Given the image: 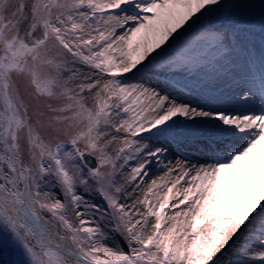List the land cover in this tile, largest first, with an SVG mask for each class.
<instances>
[{"label": "snow or ice", "instance_id": "obj_1", "mask_svg": "<svg viewBox=\"0 0 264 264\" xmlns=\"http://www.w3.org/2000/svg\"><path fill=\"white\" fill-rule=\"evenodd\" d=\"M0 233L15 264H264V0H0Z\"/></svg>", "mask_w": 264, "mask_h": 264}, {"label": "rangeland", "instance_id": "obj_2", "mask_svg": "<svg viewBox=\"0 0 264 264\" xmlns=\"http://www.w3.org/2000/svg\"><path fill=\"white\" fill-rule=\"evenodd\" d=\"M247 2L259 4L261 2V0H247ZM255 16H256L255 35H256V40L258 43V40H259L258 9L255 12ZM153 55H155V53H153ZM145 63H147V62L145 61ZM178 79H181V78L178 77ZM197 79L198 78H196V77H191L189 80L190 84L193 81H197ZM205 87H210V85H206ZM213 91L216 93L217 96L220 95V92L217 89H213ZM201 92H202V87L194 88L192 93H191V98H193V99L199 98ZM224 92L226 95L227 94V88L224 89ZM180 151L183 152L184 150L181 149ZM188 155L189 156H198L199 154L196 152H189ZM132 163L134 164L135 162H132ZM158 176H160V175L157 174V177ZM19 259H20V257L18 255L15 247H13V245L8 240L5 239L4 235L2 233H0V264H15V261H17Z\"/></svg>", "mask_w": 264, "mask_h": 264}, {"label": "bare ground", "instance_id": "obj_3", "mask_svg": "<svg viewBox=\"0 0 264 264\" xmlns=\"http://www.w3.org/2000/svg\"><path fill=\"white\" fill-rule=\"evenodd\" d=\"M177 158H179V157H177ZM169 159H172V158L169 157ZM149 171H150V175L146 178V180L150 183V181L152 179L157 178V174L160 176L163 175L164 167H163V165H155Z\"/></svg>", "mask_w": 264, "mask_h": 264}]
</instances>
